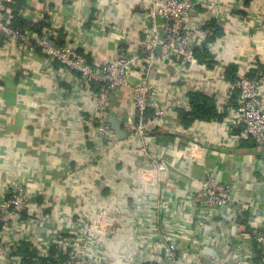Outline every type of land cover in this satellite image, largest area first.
I'll use <instances>...</instances> for the list:
<instances>
[{"label":"built area","instance_id":"1","mask_svg":"<svg viewBox=\"0 0 264 264\" xmlns=\"http://www.w3.org/2000/svg\"><path fill=\"white\" fill-rule=\"evenodd\" d=\"M19 1L0 0V38L20 45L21 51L30 42L29 50L45 58L40 76L54 73L56 83L74 86L83 95L74 99L77 112L88 114L85 126L74 133L76 154L87 159L63 172L60 184L97 167L102 157L127 144L135 162L129 183L138 194L128 202L133 218L126 221L119 209L95 202L99 170L73 185L72 201L65 192L53 191L60 186L56 182L46 186L39 176L10 175L0 182V264H264V163L250 186L240 176L222 180L203 138V130L210 129L221 145L227 139H249L264 147V71L255 60L260 52H253L250 61L236 53L233 57L227 50L231 35H214L216 28L222 33L231 29V37L241 39L248 29L246 13L256 10L255 0L248 5L243 0L229 5L225 0H124L131 8L140 7L141 41L119 56L93 62L75 42L81 32H73L67 23L62 43L54 24L39 34L15 27V19L27 15L11 9ZM96 2L93 8L100 9L105 0ZM115 34L117 40H127L133 33ZM198 52L208 56L200 60ZM27 54L20 68L23 79L30 72ZM230 65L238 66L232 77L227 75ZM122 90L137 122L116 117L125 132L123 140H116L105 115L113 114L111 101ZM194 93L213 99L225 118L194 122L185 153L177 159L180 147L159 146L147 126L175 134L181 129L176 109L188 99L190 105ZM234 96L236 105L230 106ZM234 126L240 128L235 137ZM24 249L35 253L29 262ZM205 249L213 250L216 260Z\"/></svg>","mask_w":264,"mask_h":264},{"label":"crops","instance_id":"2","mask_svg":"<svg viewBox=\"0 0 264 264\" xmlns=\"http://www.w3.org/2000/svg\"><path fill=\"white\" fill-rule=\"evenodd\" d=\"M230 1L225 0V3L229 5ZM95 3L96 0H76L75 3L72 0H50L48 5H45L42 0H21L11 6V9L14 12L27 13L23 21L21 20L26 30H34L39 34L43 28L54 24L61 43L68 36L67 29L64 28L66 23L75 28L73 32L78 29L81 37L75 42L79 51L87 55L92 62L95 59L104 60L111 55L119 56L123 49L131 50V47L141 41L137 35L139 6L131 8L124 0H105L100 9H95ZM252 3L256 10L252 14L246 13L248 29L241 39L231 37V29L220 36L227 38V35H231L227 38L230 42L227 50L233 57L238 54L240 59L250 61L251 54L259 51L260 56L255 60L259 65L258 70L264 71V0H255ZM231 13L241 14L242 11L232 10ZM231 25L228 27L232 28ZM116 32L133 34H130L127 40H117ZM85 33L88 40H83ZM26 45L27 50L21 51L20 45L6 43L0 38V182L10 175L27 178L39 176L46 182V186H52L55 182L60 184L63 172L79 168L87 159L76 154L74 133L85 126L84 119H87L88 114L77 112L74 99L81 100L83 95L74 92V86L64 82L56 83L52 78L54 73H51L52 76H40L45 66V58L40 51L29 50L30 42ZM234 45L237 46L236 49ZM25 52L29 53V56H25L29 58L30 72L27 78L23 79L20 68ZM206 56L208 55L198 52L200 60H204ZM55 66L59 67L58 64ZM236 67L238 66H229L228 77L235 75ZM232 99L236 100V97ZM187 102H181L176 109L181 129H177L175 134L154 127L153 124L147 126L159 146L180 147L177 159L185 153L182 148L189 140L188 131L192 132L189 130L191 124L185 127L180 121V115L191 109L189 99ZM231 104L229 101L230 106ZM110 108V112L116 117L130 116L137 122V115L129 106L125 90L114 97ZM224 118L225 113L221 120ZM239 131L240 128L234 126L231 135L235 137ZM203 132L205 144H209L211 148L210 156L217 162L216 175L225 181L240 176L241 181L250 186L253 176L264 163V156L261 157L264 155V147L249 139L240 142H228L227 139L221 145L218 134L212 133L210 129L208 133L204 130ZM133 166L135 162L132 151L125 144L102 157L97 167L80 171L64 184L52 188L57 193L65 192L67 200L72 201L73 197L70 195L73 185L78 181L84 182L91 171L99 170L102 176L95 182L98 190L95 202L99 207L112 206L119 209L125 214V220L131 221L133 214L128 202L132 203V197L138 194L128 178ZM193 171L199 176L198 168Z\"/></svg>","mask_w":264,"mask_h":264},{"label":"trees","instance_id":"3","mask_svg":"<svg viewBox=\"0 0 264 264\" xmlns=\"http://www.w3.org/2000/svg\"><path fill=\"white\" fill-rule=\"evenodd\" d=\"M243 5H248L251 0H243ZM23 18L20 20H17V18L14 21V26L19 27L21 30L24 29L23 24ZM214 23H211L209 27L215 28L213 25ZM208 27V28H209ZM215 36L222 35V31L218 28L214 30ZM200 59V58H199ZM234 68V67H233ZM233 74V73H232ZM231 105L235 106L236 100L231 99ZM190 106L191 109L188 112H185L180 115V121L183 126L192 125L194 122H211L213 120L221 121V119L224 117V112L219 111L214 104V100L211 98L206 97L205 95L194 93L190 95ZM22 254L24 255V261L29 262V259L35 256L34 252L27 251L24 249L22 251Z\"/></svg>","mask_w":264,"mask_h":264},{"label":"water","instance_id":"4","mask_svg":"<svg viewBox=\"0 0 264 264\" xmlns=\"http://www.w3.org/2000/svg\"><path fill=\"white\" fill-rule=\"evenodd\" d=\"M160 52V48L157 47V54ZM106 122L110 125L111 130L114 133L116 140H123L125 136V132L122 128V122L116 118L113 114H106L105 115ZM205 254L212 258L213 260H216L215 252L211 249H205Z\"/></svg>","mask_w":264,"mask_h":264}]
</instances>
